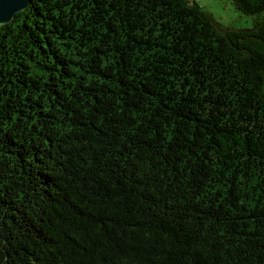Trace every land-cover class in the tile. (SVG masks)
<instances>
[{
  "label": "trees",
  "instance_id": "obj_1",
  "mask_svg": "<svg viewBox=\"0 0 264 264\" xmlns=\"http://www.w3.org/2000/svg\"><path fill=\"white\" fill-rule=\"evenodd\" d=\"M31 0L0 26V264H264V0Z\"/></svg>",
  "mask_w": 264,
  "mask_h": 264
},
{
  "label": "rangeland",
  "instance_id": "obj_2",
  "mask_svg": "<svg viewBox=\"0 0 264 264\" xmlns=\"http://www.w3.org/2000/svg\"><path fill=\"white\" fill-rule=\"evenodd\" d=\"M198 5L207 12L220 29H251L262 15L246 16L240 13L231 0H198Z\"/></svg>",
  "mask_w": 264,
  "mask_h": 264
},
{
  "label": "water",
  "instance_id": "obj_3",
  "mask_svg": "<svg viewBox=\"0 0 264 264\" xmlns=\"http://www.w3.org/2000/svg\"><path fill=\"white\" fill-rule=\"evenodd\" d=\"M31 0H0V26L11 22L14 16L24 11Z\"/></svg>",
  "mask_w": 264,
  "mask_h": 264
},
{
  "label": "built area",
  "instance_id": "obj_4",
  "mask_svg": "<svg viewBox=\"0 0 264 264\" xmlns=\"http://www.w3.org/2000/svg\"><path fill=\"white\" fill-rule=\"evenodd\" d=\"M195 1H198V0H195Z\"/></svg>",
  "mask_w": 264,
  "mask_h": 264
}]
</instances>
